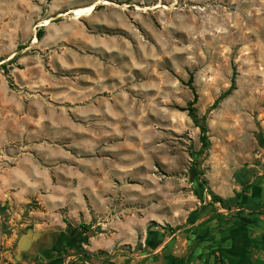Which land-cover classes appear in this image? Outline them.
Returning <instances> with one entry per match:
<instances>
[{"label":"rangeland","instance_id":"1","mask_svg":"<svg viewBox=\"0 0 264 264\" xmlns=\"http://www.w3.org/2000/svg\"><path fill=\"white\" fill-rule=\"evenodd\" d=\"M107 1L0 0V264L42 263L18 257V241L62 216L69 226L67 206L45 197L75 170L107 190L101 219L122 206L171 222L203 245L192 264H215V229L243 235L239 212L264 198V0ZM191 86L204 152L178 108Z\"/></svg>","mask_w":264,"mask_h":264},{"label":"crops","instance_id":"2","mask_svg":"<svg viewBox=\"0 0 264 264\" xmlns=\"http://www.w3.org/2000/svg\"><path fill=\"white\" fill-rule=\"evenodd\" d=\"M66 183L60 181L56 185L52 184L50 192L47 193L51 196L45 197V200L67 206L64 216L68 218L70 226L78 227L82 222L91 223V229H106L108 232L89 231L87 241L81 244L86 251L83 255L88 256L87 259L81 260L83 255L73 252L63 264H152L159 256L164 259L165 264H192L190 260L197 258V253L202 251L203 245L198 247L195 244L191 248L192 239L187 236V232L184 231L182 236L181 229L171 232L164 227L166 223L171 226L175 224L153 222L148 217L139 218L135 214L125 215L122 206L117 209L121 210L120 215H116L118 219H111L109 215H106V219H101L110 209V204L105 197L107 190H103L96 179L88 178L75 170L66 177ZM85 196H88L89 201ZM250 205L255 209L239 212L247 216L239 226L244 227L243 235L235 233L240 229L230 222L219 230L215 229V243L221 248L224 264H260L264 260V198ZM97 216H101L98 221L95 220ZM54 217L58 219L59 215ZM58 221V227L50 230H63L65 235L54 234L40 242L42 246L47 244L50 248L52 244L65 245L68 241L72 242L70 239L73 237L86 235L85 232L76 234L71 229L67 230L63 216ZM66 247L72 248L70 243ZM39 253L41 252L38 255L47 262L45 255L41 253L43 258ZM198 260V264H204L202 257Z\"/></svg>","mask_w":264,"mask_h":264},{"label":"trees","instance_id":"3","mask_svg":"<svg viewBox=\"0 0 264 264\" xmlns=\"http://www.w3.org/2000/svg\"><path fill=\"white\" fill-rule=\"evenodd\" d=\"M45 33V30L44 28H41L37 34H36V37L38 38V40H40L43 35ZM18 56H14L12 58L13 59H16ZM5 66V65H4ZM3 66V67H4ZM233 86V85H232ZM231 86V88H232ZM192 88V91H193V99L188 103L187 106H179L178 108L182 111H187L188 112V115L192 118L195 126H197L199 129H200V141H201V151L204 152L207 150V148L209 147L210 145V141H209V136H208V126H207V123H206V115H203V116H199L198 115V112H197V108L195 106L196 102H197V92L194 88V86H191ZM231 88L227 91V94L230 93L231 91ZM226 95V94H225ZM224 95V96H225ZM220 99V98H219ZM213 107H215V104L213 105ZM217 200L220 202V203H224V199L219 197V196H216ZM73 230L76 234H81L83 232L86 233L85 236H78V237H73L72 239H70L72 242H67V244L70 243L71 247H72V250L74 249V252L78 255H83L86 253V251L82 248L81 244L82 242H86L87 241V238L89 237L88 235V227L85 225V224H81L80 226L78 227H73V226H68L67 230ZM54 234H58V235H65V233L63 232V230L61 231H56L54 233H51L50 236H53ZM74 239V241H73ZM76 240V241H75ZM60 245V244H52L50 245V248L47 247V244L45 245H41V243H37L36 245V248H38V252H41L45 255V257L48 259L47 262H45L44 260H42V263L41 264H62L64 262V259H65V253L64 251L67 250L68 247H66V245ZM47 248H46V247ZM36 249L32 250L31 252L35 253ZM35 256L37 257V255L35 254ZM88 256H84L83 257L81 256V260H86ZM216 264H224L223 262V259H217L216 260Z\"/></svg>","mask_w":264,"mask_h":264},{"label":"water","instance_id":"4","mask_svg":"<svg viewBox=\"0 0 264 264\" xmlns=\"http://www.w3.org/2000/svg\"><path fill=\"white\" fill-rule=\"evenodd\" d=\"M54 232L56 231L50 229L41 231H36L33 228L27 229L18 241V257H21L23 253H29L30 251L36 249L37 242L46 241L50 237L51 233ZM39 254L43 257L41 253Z\"/></svg>","mask_w":264,"mask_h":264},{"label":"bare ground","instance_id":"5","mask_svg":"<svg viewBox=\"0 0 264 264\" xmlns=\"http://www.w3.org/2000/svg\"><path fill=\"white\" fill-rule=\"evenodd\" d=\"M103 3L107 4L108 1L107 0H103ZM95 8H96V4L95 3L90 5V6H88V7H79L78 9H76V15L73 16V18L74 19H79V18H81L83 16H88V15H90V14H92L94 12ZM48 24H50V20L46 19L44 21V25H48Z\"/></svg>","mask_w":264,"mask_h":264},{"label":"flooded vegetation","instance_id":"6","mask_svg":"<svg viewBox=\"0 0 264 264\" xmlns=\"http://www.w3.org/2000/svg\"><path fill=\"white\" fill-rule=\"evenodd\" d=\"M38 248H36V251H35V254L38 256V257H40L39 255H38ZM41 258V257H40ZM43 260V259H42Z\"/></svg>","mask_w":264,"mask_h":264}]
</instances>
